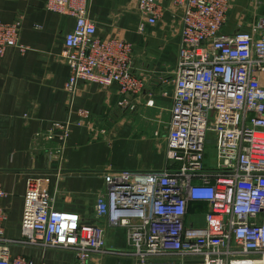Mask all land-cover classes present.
Masks as SVG:
<instances>
[{"label":"built area","instance_id":"1","mask_svg":"<svg viewBox=\"0 0 264 264\" xmlns=\"http://www.w3.org/2000/svg\"><path fill=\"white\" fill-rule=\"evenodd\" d=\"M231 6L232 0H171L168 6L136 0L150 24L171 11L180 50L175 70L161 79L172 86L164 138L168 164L107 170L97 195L96 217L130 228V249L123 254L134 264H264V15L249 30L226 35L222 29ZM48 7L76 19L61 55L70 67L71 96L81 81L116 86L123 95L144 92L148 81L137 73L133 44L99 34L89 0H48ZM21 28L20 19L0 20V57L9 47L25 50ZM128 104L136 107L120 101L122 107ZM53 126L58 134L52 128L42 135L58 139L54 157L60 162L70 126ZM5 194L0 184V198ZM191 202L207 205L202 225L187 222ZM3 218L0 209V222ZM21 231L20 242L70 250L82 263L114 253L106 247L103 225L57 209L54 197L39 186L25 194ZM10 244L0 228V264H37L13 257Z\"/></svg>","mask_w":264,"mask_h":264},{"label":"crops","instance_id":"2","mask_svg":"<svg viewBox=\"0 0 264 264\" xmlns=\"http://www.w3.org/2000/svg\"><path fill=\"white\" fill-rule=\"evenodd\" d=\"M159 1L168 6L171 0ZM263 15L264 0H232L222 33L247 31ZM89 17L99 34L133 44L137 73L148 81L138 97L85 81L71 96L66 90L70 67L61 55L75 17L50 9L48 0H0V20H21L25 47H9L0 57V184L6 193L0 198V228L13 257L23 255L37 264H134L123 254L130 249V228L111 224L108 216L96 217L98 192L105 188L107 170H153L168 164L164 138L172 86L161 79L177 65V20L168 9L161 21L150 24L136 0H89ZM124 99L136 107L120 106ZM150 99L154 106L147 105ZM56 122L70 126L60 162L54 157L58 139L42 135ZM35 186L54 197L57 209L103 225L106 247L114 253L82 263L70 250L20 242L25 194ZM206 210L205 203L191 202L187 222L202 225ZM235 263L239 261L230 264Z\"/></svg>","mask_w":264,"mask_h":264},{"label":"rangeland","instance_id":"3","mask_svg":"<svg viewBox=\"0 0 264 264\" xmlns=\"http://www.w3.org/2000/svg\"><path fill=\"white\" fill-rule=\"evenodd\" d=\"M211 147H212V144H211ZM208 151H209V157H211V154L213 153V149L212 148H209Z\"/></svg>","mask_w":264,"mask_h":264},{"label":"water","instance_id":"4","mask_svg":"<svg viewBox=\"0 0 264 264\" xmlns=\"http://www.w3.org/2000/svg\"><path fill=\"white\" fill-rule=\"evenodd\" d=\"M171 164H173V162Z\"/></svg>","mask_w":264,"mask_h":264}]
</instances>
